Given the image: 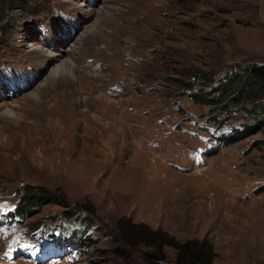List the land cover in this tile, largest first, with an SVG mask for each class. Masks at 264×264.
Here are the masks:
<instances>
[{
	"label": "rangeland",
	"instance_id": "374dc122",
	"mask_svg": "<svg viewBox=\"0 0 264 264\" xmlns=\"http://www.w3.org/2000/svg\"><path fill=\"white\" fill-rule=\"evenodd\" d=\"M76 13L89 16L52 48L59 30L70 34L59 19ZM64 60L74 69L61 79L52 71ZM95 61L99 68L91 67ZM256 62H264V0H27L25 7L0 0V70L40 68L27 89L0 97V220L8 227L0 223V260L137 264L148 251L176 258L167 243L127 246L118 226L124 217L179 243L205 242L212 264H264V190H254L264 183V143L249 145L264 132L208 153L200 132L217 134L251 117L234 112L215 128L208 117L224 113L167 80L202 70L213 74L212 84ZM194 147L200 165L184 157ZM169 148L178 153L171 158L177 166L167 162ZM24 183L63 201L34 206L26 227L46 224L49 231L59 212L76 209L92 223L88 239L60 225L53 237L64 244L53 240L39 250L43 239L37 243L34 230L2 218ZM75 215L65 220L74 223Z\"/></svg>",
	"mask_w": 264,
	"mask_h": 264
},
{
	"label": "trees",
	"instance_id": "16d2710c",
	"mask_svg": "<svg viewBox=\"0 0 264 264\" xmlns=\"http://www.w3.org/2000/svg\"><path fill=\"white\" fill-rule=\"evenodd\" d=\"M15 1L20 7H25L27 0ZM198 73L200 76L194 74L193 78H188L181 73L170 74L167 75V80L177 83L181 91L190 96L194 102L206 104L212 109L224 113L222 118L217 117L219 113L208 117L214 122L216 128L221 127L234 112L243 111L249 114L251 117L249 121L239 122L238 125L230 127V139L235 141L257 131L264 132V62L235 66L212 84L209 83L214 80L213 74H204L205 72L202 70ZM206 85L210 87L206 89ZM252 142L249 145H260L264 143V138H258ZM255 190L258 192L264 190V183ZM54 200L63 204L59 197L56 198V195L54 197L44 186L24 183L17 201L16 212L24 219L25 216L33 213L34 206ZM59 213L63 215L58 219L59 223L54 224L58 228L57 233L60 225L66 227L70 224L71 229L67 234L72 235L74 232H80L82 240L88 239L86 232L92 223L83 217H76L79 215L76 209L62 210ZM74 214H76V221L68 223L65 218L69 217L72 220L71 216ZM118 226L121 240L129 247L156 242L158 248H161L164 243L177 248V255L173 261L164 259L157 252L148 251L142 261L137 264H212L210 249L205 242L193 240L179 243L172 237L167 238L162 231L124 217L118 219ZM66 231L63 230L61 234L65 236ZM120 251H124V249L120 248Z\"/></svg>",
	"mask_w": 264,
	"mask_h": 264
},
{
	"label": "bare ground",
	"instance_id": "6f19581e",
	"mask_svg": "<svg viewBox=\"0 0 264 264\" xmlns=\"http://www.w3.org/2000/svg\"><path fill=\"white\" fill-rule=\"evenodd\" d=\"M46 57H49L50 59H52L51 55L46 56ZM73 69L74 68H73L72 64L68 60H64V61L60 62L55 69H53L52 73L56 76H59V78L62 79L64 76L65 77L72 76ZM62 74H64V76H62Z\"/></svg>",
	"mask_w": 264,
	"mask_h": 264
}]
</instances>
